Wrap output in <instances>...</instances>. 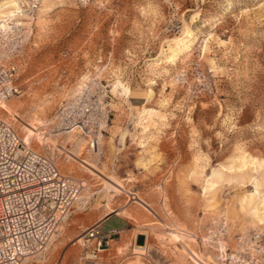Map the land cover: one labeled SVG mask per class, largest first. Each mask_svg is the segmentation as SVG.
I'll use <instances>...</instances> for the list:
<instances>
[{"label":"rangeland","instance_id":"1","mask_svg":"<svg viewBox=\"0 0 264 264\" xmlns=\"http://www.w3.org/2000/svg\"><path fill=\"white\" fill-rule=\"evenodd\" d=\"M5 1L0 17L17 9L3 19L23 39L10 59L20 91L0 117L82 184L60 231L24 264H124L135 232L147 236L144 264H222L200 241L218 223L226 255L239 235L264 241L251 215L264 199V0ZM177 38L187 47L171 57ZM92 78L108 89L97 146L53 137L46 121ZM125 88L151 95L134 107ZM109 220L130 229L121 241H82Z\"/></svg>","mask_w":264,"mask_h":264},{"label":"built area","instance_id":"2","mask_svg":"<svg viewBox=\"0 0 264 264\" xmlns=\"http://www.w3.org/2000/svg\"><path fill=\"white\" fill-rule=\"evenodd\" d=\"M21 36L16 25L0 31V105L20 91L14 82L17 66L10 59ZM108 116L107 87L99 79H87L60 103L45 129L53 137L75 134L93 148ZM45 145L39 151L31 147L0 117V264H24L40 255L74 209L80 182L58 171ZM120 231L116 226L101 229L95 222L81 235L85 242L95 239L99 248ZM140 235L143 243L136 245L143 249L139 256L147 241L145 233ZM130 241L135 244L134 238ZM200 241L214 251L213 258L218 263L264 264V241L257 231L248 238L239 235L227 255L223 223L209 229Z\"/></svg>","mask_w":264,"mask_h":264},{"label":"bare ground","instance_id":"3","mask_svg":"<svg viewBox=\"0 0 264 264\" xmlns=\"http://www.w3.org/2000/svg\"><path fill=\"white\" fill-rule=\"evenodd\" d=\"M5 2H10V4L9 5H16V1L15 0H9V1H5ZM1 3H0V7H1ZM6 7V6H5ZM10 12V14L9 15H7V14H3L1 17H0V31H5V30H7V29H9V23H10V21L9 22H7V23H4L6 20L5 19H3V18H9V16H14L16 13H18V10L17 9H14V10H11V11H9ZM11 24L12 25H19L20 23L18 22V21H13V22H11ZM20 31H22V30H20ZM25 32V31H24ZM23 39V38H22ZM176 45L175 46H173L172 48H171V57L172 56H174V54L177 52V50L178 49H180V48H186L187 47V45L186 44H184L183 42L184 41H182V38H177L176 40ZM181 50V49H180ZM124 93L126 92L128 95H129V93L132 95V98H130V99H133V104H134V107H138V104H142V102L144 101V100H147L149 97H150V95H151V90L150 89H144V90H140V91H137V92H131L128 88H125L124 89V91H123ZM8 100V99H7ZM5 102V101H4ZM4 102H2V103H4ZM1 103V104H2ZM144 111V110H143ZM142 114V113H141ZM46 125V124H45ZM46 128V127H45ZM47 140V139H46ZM48 141V140H47ZM97 142H98V137H97ZM48 150H49V147H48ZM39 151V150H38ZM49 153L51 154V152L49 151ZM80 185H81V188H82V184L80 183ZM81 188H80V191H81ZM80 193V192H79ZM79 196L80 195H78V197H77V200H76V202L77 201H79ZM261 202L260 203H258L259 204V206H257V207H255L254 209H253V211H252V213H251V215H254V218L256 219V221H258V224H264V199L263 200H260ZM75 202V203H76ZM60 227V226H59ZM60 230H59V228H58V231L56 232V234L59 232ZM55 234V235H56ZM54 235V236H55ZM53 236V237H54ZM53 237L51 238V240H50V242L52 241V239H53ZM247 237V236H246ZM81 239H82V241H83V238L81 237ZM50 242H49V244H50ZM84 242V241H83ZM48 244V245H49ZM47 245V246H48ZM47 248V247H46ZM142 247H138L136 244H134L133 245V248H132V253L134 254V258L132 259V260H129V261H127L126 263H124V264H144L143 262H141L140 260H139V254H141V251H142ZM43 253V252H42ZM41 253V254H42ZM40 254V255H41ZM40 255H38V256H40ZM38 256H36V257H38ZM34 258V257H33ZM26 262V261H25Z\"/></svg>","mask_w":264,"mask_h":264},{"label":"crops","instance_id":"4","mask_svg":"<svg viewBox=\"0 0 264 264\" xmlns=\"http://www.w3.org/2000/svg\"><path fill=\"white\" fill-rule=\"evenodd\" d=\"M100 228L101 229H107L111 226H116L118 228H120L121 226L120 225H116L115 221L114 220H109L107 223H103L101 222L99 224ZM103 226H106V228H104ZM130 229L126 228V229H121V232L123 233V235H126L128 232H129ZM141 232H135L134 235H133V238L135 239V244H142L143 243V238H142V241L141 243H136V237L140 235ZM141 236V235H140ZM142 237V236H141ZM115 240L114 241H121V236H117L116 238H114Z\"/></svg>","mask_w":264,"mask_h":264}]
</instances>
